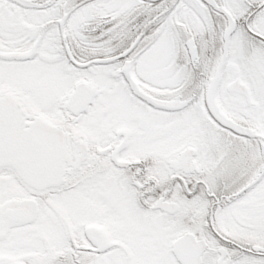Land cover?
I'll return each instance as SVG.
<instances>
[{
    "label": "snow or ice",
    "instance_id": "6c2138e0",
    "mask_svg": "<svg viewBox=\"0 0 264 264\" xmlns=\"http://www.w3.org/2000/svg\"><path fill=\"white\" fill-rule=\"evenodd\" d=\"M0 264H264V0H0Z\"/></svg>",
    "mask_w": 264,
    "mask_h": 264
}]
</instances>
